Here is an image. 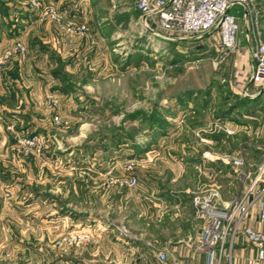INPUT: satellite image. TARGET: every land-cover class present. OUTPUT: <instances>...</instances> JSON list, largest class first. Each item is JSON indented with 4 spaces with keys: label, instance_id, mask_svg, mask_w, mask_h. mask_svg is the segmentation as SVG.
<instances>
[{
    "label": "rangeland",
    "instance_id": "obj_1",
    "mask_svg": "<svg viewBox=\"0 0 264 264\" xmlns=\"http://www.w3.org/2000/svg\"><path fill=\"white\" fill-rule=\"evenodd\" d=\"M7 1L18 28L16 34L10 32L12 27L5 29L6 39L13 41L10 48L20 41L25 55L5 61L0 72L6 89L23 82L35 120H13L8 154L0 155V264H65L74 255L83 259L90 242L69 245L68 233L81 230L69 227L71 218L111 212L112 201L101 199L111 189L110 181L134 177V160L123 163L113 154L129 143L127 138L152 133L147 124L141 126V117H132L136 112H157L166 120L170 115L159 104L205 96L226 113L235 96L233 57L246 50V42L251 49L264 44V0H249L248 10L231 9L238 18L241 42L231 55L220 49L215 34L171 43L148 32L135 10L136 0H81L75 7L56 0ZM46 9L55 10L62 21H40ZM29 22L26 31L23 26ZM67 24L77 26L74 34L66 32ZM54 38L62 42L59 51L54 50ZM258 92L249 87L251 99ZM261 96L264 101V92ZM225 137L231 136L222 137L223 154L230 157L232 141ZM33 138L34 145L24 151V141ZM245 153L241 148L238 155L252 179L256 169H251ZM110 168L113 173L105 175ZM234 187L230 200L240 196L244 183L237 180Z\"/></svg>",
    "mask_w": 264,
    "mask_h": 264
},
{
    "label": "crops",
    "instance_id": "obj_2",
    "mask_svg": "<svg viewBox=\"0 0 264 264\" xmlns=\"http://www.w3.org/2000/svg\"><path fill=\"white\" fill-rule=\"evenodd\" d=\"M56 1H64L70 7L81 3V0ZM31 23L23 26L24 30L30 31L26 28ZM5 32L4 29L0 34V55L13 43L6 39ZM51 40L54 50L59 51L62 42L55 38ZM237 42L240 46L239 39ZM244 48V52H236V57H233L236 65L233 93L237 96H241L240 93L248 85L245 79H250L253 72L250 44L246 42ZM22 87H25L23 82L6 89L3 73L0 72V155L6 156L10 148L7 144L9 124L13 120L20 124L22 120H35L33 107L23 95ZM42 96L40 93L37 98ZM202 97L197 100L172 99L159 104L170 115L166 118L168 126L164 135L151 141V133L145 130V136L141 133L134 137L138 150L133 149L131 142L117 149L113 155L121 162L134 160L132 175L137 185L120 191L111 184V189L101 195L102 200L112 201L111 212H84L71 218L69 227L73 225L89 232L90 242L84 247L87 254L83 259H75L74 255L65 264H208V252L199 247L203 223L195 213L191 196L215 187L219 190L221 202H229L238 179L228 160L241 148H244L252 170L264 165V101L254 102L249 98L223 119L215 101ZM235 103L233 100L230 105ZM174 111L177 114L172 113ZM220 123L237 128L234 136L225 137L232 141L230 148L233 156L223 154L225 145ZM107 152L112 153L111 149ZM247 203L250 204L248 226L262 229L258 222V205H264V175ZM158 254H164L165 260L160 261ZM214 264H264V257L260 259L257 248L247 244L237 234L233 239H227L223 251L214 250Z\"/></svg>",
    "mask_w": 264,
    "mask_h": 264
},
{
    "label": "built area",
    "instance_id": "obj_3",
    "mask_svg": "<svg viewBox=\"0 0 264 264\" xmlns=\"http://www.w3.org/2000/svg\"><path fill=\"white\" fill-rule=\"evenodd\" d=\"M249 0H136L135 9L139 12L148 32L160 37L166 42L176 43L185 40H200L205 35L215 33L220 49L229 54L234 53L238 44V18L230 13L234 6L244 10L249 8ZM34 3V2H32ZM35 4V3H34ZM36 5V4H35ZM61 16L55 10L46 9L40 15V21L52 19L61 22ZM77 26L66 25V32L74 34ZM17 55L19 60L24 59L25 48L16 40L9 50H6L0 59V65ZM253 72L248 84L257 91L264 88V44L256 43L251 51ZM249 86V87H250ZM248 85L242 90V96L251 98L248 94ZM259 93V92H258ZM57 120V118H55ZM219 128L227 136H234L235 125L227 126L220 123ZM33 140H25L24 151L34 145ZM240 153V152H239ZM237 179L245 184L243 192L229 202H221L219 190L215 187L206 188L193 193L191 204L197 217L202 221V230L199 237V247L208 252V264H214V250L223 251L227 239H233L239 234L244 241L257 248L258 257H264V205H258V222L262 229H253L248 226L250 216L249 196L254 187L264 175V165L256 168L255 176L250 179L247 163L241 156H233L228 160ZM129 165V166H127ZM127 170L132 169V163L125 164ZM113 173L112 168L106 171L107 176ZM112 185L122 188H134L137 180L134 177H122L111 180ZM125 232V231H123ZM69 245H79L90 240L86 230H77L68 233ZM160 261L165 260L164 254H158Z\"/></svg>",
    "mask_w": 264,
    "mask_h": 264
},
{
    "label": "trees",
    "instance_id": "obj_4",
    "mask_svg": "<svg viewBox=\"0 0 264 264\" xmlns=\"http://www.w3.org/2000/svg\"><path fill=\"white\" fill-rule=\"evenodd\" d=\"M10 8L8 6V1L7 0H0V34L2 33V31L4 29H9V28H13L12 32L13 34H16V28L17 25L16 23L18 22L17 17H15L13 20H11L10 18ZM21 17V16H20ZM4 20H6V23H4ZM10 75L16 77V73H11ZM61 91H63V88L61 89ZM191 96V95H190ZM261 96H258L257 98L252 99V101H257L260 100ZM185 98H178L179 101H182ZM192 100H197L191 97ZM233 100L236 101V103L234 105H230L229 108H227L226 113H222V117L223 119H226V116H229V114L239 108L240 106L244 105L245 101H249V98L245 97V96H233ZM251 101V100H250ZM133 118H137V117H141L140 119V124L141 126L143 124H147L152 133H151V140H154V137H158V136H162L165 133L166 127L168 126V123L166 122V120H164L163 116H159V114H157V112H153L151 114H146L144 116H141L140 112H136L134 114V116H132ZM100 137H103V135H99ZM103 139V138H102ZM127 140L129 142H131L133 149L138 150L139 146L135 143L134 138H127ZM152 140V141H153ZM117 144L121 145L122 143L120 141L117 142ZM119 145V146H120ZM149 146V144L146 146V148ZM133 157V156H131Z\"/></svg>",
    "mask_w": 264,
    "mask_h": 264
},
{
    "label": "water",
    "instance_id": "obj_5",
    "mask_svg": "<svg viewBox=\"0 0 264 264\" xmlns=\"http://www.w3.org/2000/svg\"><path fill=\"white\" fill-rule=\"evenodd\" d=\"M246 11L244 12V14L246 15ZM250 86V83L248 84V87ZM264 92V88H262L261 90H260V92H259V95H261L262 93Z\"/></svg>",
    "mask_w": 264,
    "mask_h": 264
}]
</instances>
